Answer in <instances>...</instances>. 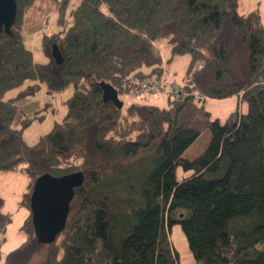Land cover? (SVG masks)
<instances>
[{
    "label": "trees",
    "instance_id": "obj_1",
    "mask_svg": "<svg viewBox=\"0 0 264 264\" xmlns=\"http://www.w3.org/2000/svg\"><path fill=\"white\" fill-rule=\"evenodd\" d=\"M16 1L15 23L0 35V174L26 176L19 208L29 214L21 226L25 241L3 264H36L37 257L38 264H179L171 240L176 225L194 264H264L260 12L240 13V0H54L63 28L43 43L51 57L57 46L63 61L52 60V80L37 68L22 33L36 0ZM161 40L172 56L191 57L184 84L171 87L167 107L125 104V95L165 92ZM37 81L74 91L62 121L30 145L24 130L45 116L14 128L19 96H5L23 86L20 96L33 94ZM103 84L121 106L105 98ZM233 96L246 111L237 108L224 123L213 119L205 101ZM207 130L209 143L195 152ZM77 172L83 182L65 228L54 240L40 235L31 202L37 180ZM4 206L0 197V244L12 222Z\"/></svg>",
    "mask_w": 264,
    "mask_h": 264
},
{
    "label": "rangeland",
    "instance_id": "obj_2",
    "mask_svg": "<svg viewBox=\"0 0 264 264\" xmlns=\"http://www.w3.org/2000/svg\"><path fill=\"white\" fill-rule=\"evenodd\" d=\"M72 2L69 9L75 6ZM58 3L54 0H36L29 12L25 16L22 26L24 42L27 48L33 52L34 61L39 71L49 75L51 79L55 77L54 63L55 61L44 48L43 39L46 35H51L61 31L63 27L57 23ZM252 11H259L264 23V0H240L239 12L243 14ZM67 24L72 23V18L67 15ZM66 24V26H67ZM159 52L163 58V82L166 86L165 92L152 93L149 90L138 93L134 96H123L125 104L131 102H143L156 105L159 107L168 106V94L173 93L172 88L178 90L184 84V77L189 66L191 57L189 55L172 56L170 48L166 40H161L157 43ZM52 55V54H51ZM56 62V61H55ZM39 89L29 95L20 96L22 90L15 89L6 94L5 99L16 98L18 112L13 123L14 128H21L27 119H32L35 115H44V120H32L31 124L24 130L23 138L30 144H35L38 139L48 133L56 122H61L67 113L65 101L72 95L74 89L72 86L57 90H51L46 82H39ZM30 84V83H29ZM178 92V91H177ZM206 109L212 113L213 119H219L225 122L232 112L240 108L246 111L245 104H241L238 97L233 96L226 99H207L205 101ZM210 132L204 131L196 140L193 146L195 152L202 151L210 141ZM184 172L179 169L177 178L182 179ZM27 185V178L23 174L5 173L0 174V197L5 201L4 211L11 213L12 222L8 226L6 234V242L1 247L0 264H3L5 256L15 248H17L25 239L26 236L21 232L23 225L29 212L27 209L18 207ZM171 240L175 249L179 254V264H194L192 254L189 250L187 239L179 225H176L171 230ZM40 258H36V264L40 262Z\"/></svg>",
    "mask_w": 264,
    "mask_h": 264
},
{
    "label": "water",
    "instance_id": "obj_3",
    "mask_svg": "<svg viewBox=\"0 0 264 264\" xmlns=\"http://www.w3.org/2000/svg\"><path fill=\"white\" fill-rule=\"evenodd\" d=\"M16 0H0V35L4 29H10L17 16ZM52 57L57 64L63 61L57 46L52 48ZM105 98L113 99L119 103L117 93L103 84ZM83 182L81 172L54 177L50 174L42 175L36 182L32 202L33 222L40 235L54 240L66 226L70 209V202L74 197V189Z\"/></svg>",
    "mask_w": 264,
    "mask_h": 264
},
{
    "label": "crops",
    "instance_id": "obj_4",
    "mask_svg": "<svg viewBox=\"0 0 264 264\" xmlns=\"http://www.w3.org/2000/svg\"><path fill=\"white\" fill-rule=\"evenodd\" d=\"M24 37V36H23ZM18 207H19V205H18ZM4 208H5V206H4ZM20 209H23V208H20ZM6 213H8V212H6ZM11 214V213H10ZM21 230V229H20ZM7 231H8V229H7ZM7 234V233H6ZM0 240H1V234H0ZM25 241V240H24ZM23 241V242H24ZM6 242V241H5ZM5 242L3 243V244H0V253H1V247L5 244ZM22 242V243H23Z\"/></svg>",
    "mask_w": 264,
    "mask_h": 264
},
{
    "label": "built area",
    "instance_id": "obj_5",
    "mask_svg": "<svg viewBox=\"0 0 264 264\" xmlns=\"http://www.w3.org/2000/svg\"><path fill=\"white\" fill-rule=\"evenodd\" d=\"M161 87H163V86H161ZM144 88L147 89V88H149V87H148L147 85H144ZM163 88H164V87H163ZM153 89H154L155 91H159V88H158V87H153L152 90H153ZM171 89H172V88H171Z\"/></svg>",
    "mask_w": 264,
    "mask_h": 264
}]
</instances>
